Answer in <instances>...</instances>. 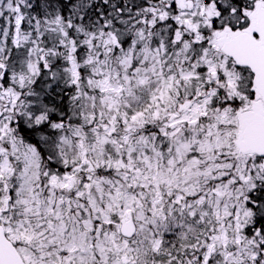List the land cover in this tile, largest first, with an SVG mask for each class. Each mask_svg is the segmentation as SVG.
<instances>
[{"label":"snow or ice","instance_id":"6c2138e0","mask_svg":"<svg viewBox=\"0 0 264 264\" xmlns=\"http://www.w3.org/2000/svg\"><path fill=\"white\" fill-rule=\"evenodd\" d=\"M0 264H264V0H0Z\"/></svg>","mask_w":264,"mask_h":264}]
</instances>
